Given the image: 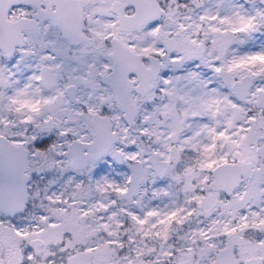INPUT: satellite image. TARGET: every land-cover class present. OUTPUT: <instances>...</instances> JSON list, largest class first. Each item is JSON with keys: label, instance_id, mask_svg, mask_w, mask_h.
Here are the masks:
<instances>
[{"label": "snow or ice", "instance_id": "snow-or-ice-1", "mask_svg": "<svg viewBox=\"0 0 264 264\" xmlns=\"http://www.w3.org/2000/svg\"><path fill=\"white\" fill-rule=\"evenodd\" d=\"M0 264H264V0H0Z\"/></svg>", "mask_w": 264, "mask_h": 264}]
</instances>
